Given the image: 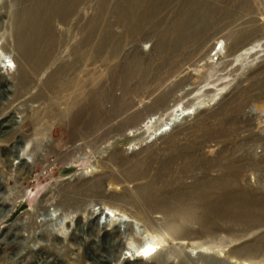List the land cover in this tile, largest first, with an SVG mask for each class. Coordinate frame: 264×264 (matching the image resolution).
I'll use <instances>...</instances> for the list:
<instances>
[{
    "label": "rangeland",
    "instance_id": "rangeland-1",
    "mask_svg": "<svg viewBox=\"0 0 264 264\" xmlns=\"http://www.w3.org/2000/svg\"><path fill=\"white\" fill-rule=\"evenodd\" d=\"M0 264H264V0H0Z\"/></svg>",
    "mask_w": 264,
    "mask_h": 264
},
{
    "label": "bare ground",
    "instance_id": "bare-ground-1",
    "mask_svg": "<svg viewBox=\"0 0 264 264\" xmlns=\"http://www.w3.org/2000/svg\"><path fill=\"white\" fill-rule=\"evenodd\" d=\"M30 21H31V19H28V20H24L23 21V27H29L30 26ZM40 27L38 26V25H35L34 26V33H33V35H32V39H34L35 40V38L37 37V35L39 34V29ZM23 29H25V28H23ZM24 36V35H23ZM23 36L21 35V37H19V38H21V40H20V42H21V44L22 43H24V42H22V41H24V39L25 38H23ZM26 37V36H25ZM26 40V39H25ZM19 42V41H18ZM41 42V41H40ZM42 43V42H41ZM38 44V43H37ZM39 45V44H38ZM157 245V244H156ZM154 246L155 245H144V246H142L140 249H137L136 251H135V253H132V255H137L138 253H140L141 251L143 252V253H145V251L147 250V252H149L150 253V251H152L153 249H154ZM147 247V248H146ZM145 249V250H144ZM146 252V253H147ZM151 254V253H150ZM146 255V254H145Z\"/></svg>",
    "mask_w": 264,
    "mask_h": 264
}]
</instances>
